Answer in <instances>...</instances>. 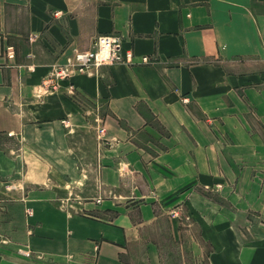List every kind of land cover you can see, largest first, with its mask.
Instances as JSON below:
<instances>
[{
	"label": "crops",
	"instance_id": "crops-1",
	"mask_svg": "<svg viewBox=\"0 0 264 264\" xmlns=\"http://www.w3.org/2000/svg\"><path fill=\"white\" fill-rule=\"evenodd\" d=\"M0 264H264V0H0Z\"/></svg>",
	"mask_w": 264,
	"mask_h": 264
},
{
	"label": "built area",
	"instance_id": "built-area-1",
	"mask_svg": "<svg viewBox=\"0 0 264 264\" xmlns=\"http://www.w3.org/2000/svg\"><path fill=\"white\" fill-rule=\"evenodd\" d=\"M8 58L14 57V49L11 46L5 48ZM134 54L131 50L122 49L121 40L115 35H98L90 49L74 53L71 62L67 66L58 67L45 77L40 87L45 92H55L58 88V81L69 78L72 72L82 75L94 76L100 67L115 64H132ZM142 63H149L148 57H143ZM187 102V99H183ZM103 128L99 129V135L104 136Z\"/></svg>",
	"mask_w": 264,
	"mask_h": 264
}]
</instances>
